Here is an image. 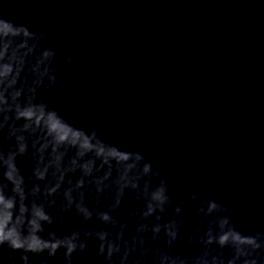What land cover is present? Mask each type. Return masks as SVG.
Listing matches in <instances>:
<instances>
[{"label":"water","instance_id":"95a60500","mask_svg":"<svg viewBox=\"0 0 264 264\" xmlns=\"http://www.w3.org/2000/svg\"><path fill=\"white\" fill-rule=\"evenodd\" d=\"M0 264H264V0H0Z\"/></svg>","mask_w":264,"mask_h":264}]
</instances>
